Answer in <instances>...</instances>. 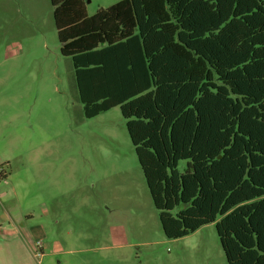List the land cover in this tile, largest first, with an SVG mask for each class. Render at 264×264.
Returning <instances> with one entry per match:
<instances>
[{
  "label": "trees",
  "instance_id": "16d2710c",
  "mask_svg": "<svg viewBox=\"0 0 264 264\" xmlns=\"http://www.w3.org/2000/svg\"><path fill=\"white\" fill-rule=\"evenodd\" d=\"M50 2L85 116L120 107L165 236L215 224L228 264H264V0Z\"/></svg>",
  "mask_w": 264,
  "mask_h": 264
},
{
  "label": "rangeland",
  "instance_id": "374dc122",
  "mask_svg": "<svg viewBox=\"0 0 264 264\" xmlns=\"http://www.w3.org/2000/svg\"><path fill=\"white\" fill-rule=\"evenodd\" d=\"M60 49L50 0H0V264H228L215 224L165 236L120 107L87 118Z\"/></svg>",
  "mask_w": 264,
  "mask_h": 264
}]
</instances>
